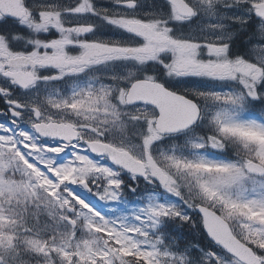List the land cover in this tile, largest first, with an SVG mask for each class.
Listing matches in <instances>:
<instances>
[{
	"label": "snow or ice",
	"instance_id": "obj_1",
	"mask_svg": "<svg viewBox=\"0 0 264 264\" xmlns=\"http://www.w3.org/2000/svg\"><path fill=\"white\" fill-rule=\"evenodd\" d=\"M0 264H264V0H0Z\"/></svg>",
	"mask_w": 264,
	"mask_h": 264
}]
</instances>
